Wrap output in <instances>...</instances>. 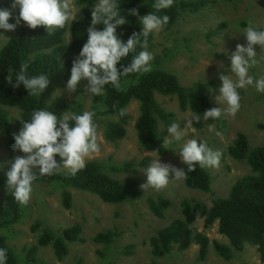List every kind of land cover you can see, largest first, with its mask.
Returning a JSON list of instances; mask_svg holds the SVG:
<instances>
[{
	"label": "rangeland",
	"instance_id": "obj_1",
	"mask_svg": "<svg viewBox=\"0 0 264 264\" xmlns=\"http://www.w3.org/2000/svg\"><path fill=\"white\" fill-rule=\"evenodd\" d=\"M184 1L198 2V9L185 12L175 26L171 28L163 26L160 31L153 32V40L144 50L154 54L152 64L158 63L163 69L176 75L185 88L196 87L205 90L212 108L223 109L225 105L217 101L219 89L222 87L219 76L232 75L230 56L236 51L237 44L247 46L243 30L248 26V21L251 20L254 25L264 30V0ZM13 3L14 0H0V9L10 10L12 19L9 23L15 24L16 17L19 16V7L12 8ZM95 4L80 6L74 0V19L68 25L81 19L85 10H93ZM14 32L0 29V35L8 39ZM7 41L0 39V50ZM65 41L70 42L69 32L65 35ZM255 51L259 63L250 69V74L261 78L264 77V49L257 45ZM63 73L64 70L61 69L42 95L47 101L63 97L72 106L82 105L83 112H95L100 152L87 161H99L110 167L115 165L124 167L125 163H132L134 167L128 171L111 174L122 181L136 179L140 196L130 202L111 204L87 191L69 188L73 202L72 208L67 210L62 206V190L49 182L34 185L22 222L10 231H0L20 260H25L27 251L37 244L39 236L45 229L60 233L66 228L81 225L84 242L70 244L69 253L62 261L56 258L51 246L41 247L37 253L38 258L49 264H264L257 248L250 245H246L242 252H235L230 260L220 257L214 250L213 242L223 244L229 242L219 233L217 223L211 228H205L202 221L195 225V229L204 232L211 241L208 256L204 261L198 260V245H193L186 251L173 249L163 258H155L149 245L150 239L158 230L181 218L182 201L196 200L210 205L215 199L226 198L237 180L252 174L247 161L233 159L228 154V148L239 133L247 136L251 148L264 143V92L257 91L254 86H248L246 90L241 89V108L235 116L222 114L217 120H202L201 127L193 120L195 129L187 130L181 140H173L167 146L169 152L166 155L157 156L139 144L135 128L140 115L138 102L133 101L127 107L129 121L126 126V137L117 143L110 142L104 137V126L106 122L116 118L101 114L105 108L100 103L96 104L95 95L87 92L89 85L87 80L80 82L76 92L68 93ZM156 100L163 109L173 115V122L180 123L181 130H185L186 118H191L194 114L190 110L182 111L176 96L157 94ZM0 110L8 112L13 136L19 134L22 129L19 123L20 111L6 106H0ZM210 124L215 125L214 131L208 130ZM169 126L163 121L160 122L163 138L169 136L167 131ZM216 132H220L221 135L217 136ZM194 138L206 142L214 151L222 153L218 167H204L212 178L211 191L204 193L190 189L185 184L186 177L177 180L174 173L170 174V182L166 188L162 190L149 188L144 191L141 185L147 182L144 172L150 165L141 166L140 163L147 157H152L153 160L160 158L161 163L185 171L186 164L182 162L178 153L187 139ZM9 141L8 135L0 133V167H3L0 168V174H6L10 170L9 162L17 155H24L22 152L13 151L12 147H9ZM66 171L69 170H61L59 174ZM158 196L168 198L173 203L164 219L154 216L147 204L149 197ZM35 224L38 225V229L33 231L32 227ZM105 231H115L118 234L115 241L111 244L95 243L93 241L95 235Z\"/></svg>",
	"mask_w": 264,
	"mask_h": 264
},
{
	"label": "trees",
	"instance_id": "obj_2",
	"mask_svg": "<svg viewBox=\"0 0 264 264\" xmlns=\"http://www.w3.org/2000/svg\"><path fill=\"white\" fill-rule=\"evenodd\" d=\"M235 2L237 0H224ZM80 6H90L98 0H76ZM156 0H117L120 6V14L127 20V24L117 29V34L126 42L134 33L142 34L140 18L150 12L158 16H169L167 28L175 26L180 17L187 11L198 9L196 1L174 0L171 7L157 11L153 4ZM132 9H138L139 16L129 15ZM92 10H85L81 19L66 24L64 28L56 29L48 34L44 27L29 28L23 21L18 25L7 43L0 50V106L17 108L20 111L19 123L29 121L35 110H48L62 117L65 112L83 113L82 105L72 106L63 97H55L50 101L42 95H31L21 85L15 84V74L22 64L27 63L26 75L31 78L40 74L49 76L51 82L57 73L63 69V78L66 82L70 79L73 62L79 57L83 45L87 42V29L91 26ZM103 30L102 25H98ZM69 32L70 42L65 41V35ZM143 36L140 43L118 65L121 71L140 51H144ZM153 40L152 33L147 37V44ZM152 64V62H151ZM12 68V83L7 82L8 69ZM152 71L146 74H130L122 77L121 88L117 90L111 84L106 85L104 94L96 96V104L100 103L105 110L102 115L115 117L106 122L104 137L106 140L117 143L126 137V126L129 121L127 107L136 101L139 103L140 115L136 121L138 141L142 148L153 152L157 156H164L169 152L168 147L162 146L163 136L160 132V122L167 125L173 122V115L163 109L156 100V95L176 96L182 111L190 110L194 115H200L202 126L203 113L212 109L209 97L201 88H185L178 77L159 66L152 64ZM89 83V82H88ZM124 110V115H121ZM96 121V115H95ZM74 123V122H72ZM0 133L8 135L9 147L15 143L12 124L8 112L0 110ZM228 154L238 161H247L252 174L245 176L232 186L226 198L213 200L212 204L196 200H184L181 202V218H177L168 225L158 230L150 239L151 253L155 258H163L173 249L186 251L193 245L199 246L198 260H206L210 238L195 229L197 222L202 221L205 228H211L216 223L221 235L228 239V244L213 242L215 252L225 260L232 259L235 252H242L246 245L257 248L260 259L264 262V143L261 146L251 148L247 136L239 133L228 148ZM61 162L59 156L56 157ZM152 157H147L141 166H149ZM133 168L132 163H125L124 167L106 166L99 161H87L84 169L72 175L70 171L53 176H40L33 182L34 185H43L47 182L54 184L62 190L61 202L63 208H72L73 196L69 188L84 190L98 196L102 201L111 204H122L139 198V184L136 179L129 178L125 181L115 178L111 172L119 173ZM185 184L188 188L204 193L211 191L212 178L204 167L196 165L195 172H188ZM6 174H0V231H10L20 224L25 216L26 205L16 202L12 192L6 186ZM147 204L154 216L160 219L166 217V212L173 206L170 199L158 196L149 197ZM38 229L35 224L33 231ZM83 228L81 225L56 233L51 229H45L39 236L37 244L32 246L25 255V260H20L8 244L7 238L0 234V248L7 250V264H49L40 260L37 253L41 247L51 246L59 261H62L69 253V245L84 242ZM118 234L115 231L100 232L95 235L93 241L98 244H111Z\"/></svg>",
	"mask_w": 264,
	"mask_h": 264
},
{
	"label": "clouds",
	"instance_id": "obj_3",
	"mask_svg": "<svg viewBox=\"0 0 264 264\" xmlns=\"http://www.w3.org/2000/svg\"><path fill=\"white\" fill-rule=\"evenodd\" d=\"M174 0H156L153 4L157 11L171 7ZM19 7V16L16 23H9L12 12L6 8L0 9V29L15 31L17 25L23 21L29 28L44 27L48 34L56 29H61L74 19V0H14L12 8ZM120 6L117 0H98L91 12V26L87 29V42L83 45L79 57L73 62L71 76L67 82L68 93L76 92L80 82H89L87 92L101 96L106 85L111 84L117 90L121 88L122 77L130 74H146L152 69L151 62L154 54L147 50L136 54L131 62L121 71L117 65L132 52L140 43V37L145 38L143 47L147 48V37L158 32L169 23V16H158L150 12L140 18L142 34L134 33L126 42L117 34V29L127 24V20L120 14ZM129 15L139 16L138 9H132ZM103 26V30L98 29ZM247 40V46L236 45V51L230 56L232 75L221 74L219 79L222 87L217 97L219 104L225 107L212 108L203 113V120H217L222 114L235 116L241 108V89L254 86L257 91L264 92V77L256 78L250 74V69L256 66L257 52L255 47L264 49V30L254 25L251 20L243 30ZM3 41L9 40L0 35ZM221 66H223L221 62ZM28 64L21 65L15 74V84L12 87L19 88L23 85L31 95L41 94L50 83L49 76L40 74L29 78L26 73ZM13 69H8L6 77L8 83H12ZM63 91V90H57ZM56 91V92H57ZM56 94V93H55ZM54 94V95H55ZM124 115V110H121ZM95 112L84 111L82 114L65 112L58 118L48 110H35L29 121H21L23 127L19 134H14L15 143L13 151L22 152L10 161V170L6 172V186L17 203L26 205L32 196L33 182L40 176H53L61 170H69L75 175L86 166L88 158L100 152L98 142V125L95 121ZM185 130H181L180 123L172 122L167 128L169 136L162 141V146L167 147L173 140L179 141L184 133L193 127V120L201 121L200 115L186 118ZM74 122V123H72ZM208 130L214 131L215 125H208ZM216 135H221L216 132ZM182 162L187 165L188 172H195L196 165L201 167H218L222 153L214 151L206 142L197 139H187L178 153ZM61 158L58 162L56 157ZM3 168V167H0ZM147 182L141 185L144 191L149 188L162 190L170 182V174L174 173L175 179H183L187 173L170 164L161 163L160 158L151 162L144 172ZM0 264H7V250L0 248Z\"/></svg>",
	"mask_w": 264,
	"mask_h": 264
}]
</instances>
